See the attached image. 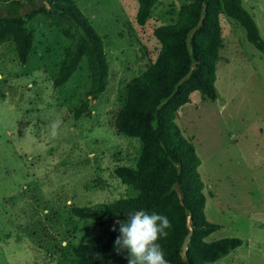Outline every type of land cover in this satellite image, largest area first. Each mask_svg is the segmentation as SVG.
Returning a JSON list of instances; mask_svg holds the SVG:
<instances>
[{"label":"rangeland","instance_id":"1","mask_svg":"<svg viewBox=\"0 0 264 264\" xmlns=\"http://www.w3.org/2000/svg\"><path fill=\"white\" fill-rule=\"evenodd\" d=\"M72 1L101 37L109 64L105 92L80 119L74 111L86 99L87 66L55 86L71 41L45 15L26 23L34 39L24 65L12 42L0 46V264H58L71 245L99 242L94 223L72 208L133 195L114 175L133 167L139 150L114 129L117 92L157 57L153 30L176 21L181 0H159L143 27L137 0ZM241 4L264 41V0ZM219 24L218 98L192 93L175 122L200 159L205 220L218 226L205 241L241 240L214 264H264V52L236 22L220 16ZM57 117L63 124L53 139Z\"/></svg>","mask_w":264,"mask_h":264},{"label":"trees","instance_id":"2","mask_svg":"<svg viewBox=\"0 0 264 264\" xmlns=\"http://www.w3.org/2000/svg\"><path fill=\"white\" fill-rule=\"evenodd\" d=\"M158 1L137 0L138 26L146 25ZM40 14L71 41L55 86L63 87L82 64L87 66L86 99L74 111L78 120L107 88L109 64L102 39L72 0H0V46L12 42L22 65L34 39L26 23ZM220 16L240 25L248 42L264 52L257 25L241 0H181L176 21L153 30L159 44L157 57L117 92L114 129L119 136L136 140L139 150L134 166L117 167L114 175L133 195L115 203L72 208L75 217L94 223L99 242L71 245L69 256L58 264H128L129 251L114 247L119 235L115 222L141 209L171 221L168 235L157 241L169 264H214L241 245L237 238L205 241L218 226L205 220L200 159L175 122L192 93L211 101L218 98L216 64L223 47ZM114 224L117 231L111 230Z\"/></svg>","mask_w":264,"mask_h":264},{"label":"clouds","instance_id":"3","mask_svg":"<svg viewBox=\"0 0 264 264\" xmlns=\"http://www.w3.org/2000/svg\"><path fill=\"white\" fill-rule=\"evenodd\" d=\"M63 121L57 117L49 125L50 138H56ZM41 149L44 145H38ZM125 221H116L119 225V235L114 241L117 250L129 251L128 264H169L165 252L157 242L168 235L167 229L172 227L171 221L163 214L137 210L130 213ZM115 224L112 231H117Z\"/></svg>","mask_w":264,"mask_h":264}]
</instances>
